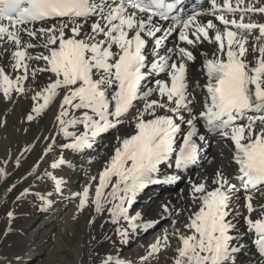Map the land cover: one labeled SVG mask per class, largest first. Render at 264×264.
<instances>
[{"label": "snow or ice", "instance_id": "1", "mask_svg": "<svg viewBox=\"0 0 264 264\" xmlns=\"http://www.w3.org/2000/svg\"><path fill=\"white\" fill-rule=\"evenodd\" d=\"M207 4L200 12L182 16L173 14L178 0H0L2 98L24 95L26 81L50 74V82L31 97L36 103L26 119L33 121L63 93L55 117L57 135L44 137L52 141L45 154L55 151L60 134L67 139L59 145L62 150L91 149L99 136L136 111L135 133L117 137L118 146L98 173L94 194L90 188L95 176L82 191L73 193L79 200L78 210L91 207L102 218L108 214L121 245L157 223L145 219L141 211L130 214L129 209L149 185L179 179L175 175L158 179L162 166L173 159L177 169L198 165L207 133L234 145L235 179L246 189L264 186V127H256L257 119L264 123V115H249L264 113V23L245 22L249 14H264V0L255 4L252 0H207ZM209 14L222 30L213 19L200 22V17ZM176 33V39L192 46L191 50L180 43L168 46ZM250 38L258 43L250 44ZM204 42L218 47L211 58L205 55L207 83L190 89L189 62L196 60L194 51ZM249 51L258 53L254 65L248 61ZM201 87L204 103L196 112L193 93ZM201 122L206 131L201 130ZM64 165L72 166L61 154L50 167ZM4 175L0 167V177ZM45 176L54 187L39 197L42 209L53 203L50 197L61 193L65 183L52 172ZM212 184L215 187L208 190L205 182L191 183L190 193L199 206L184 225L186 231L175 227L171 234L165 231L148 245L146 255L139 258L141 264H149L150 258L168 248L171 237L179 241L173 264H244L245 246L238 243L235 223L239 208L233 205L236 186L220 171ZM245 200L249 215L244 220L264 257V206L261 217L253 219L252 197ZM7 216L11 222L14 213L9 211ZM172 223L175 226L177 221ZM100 264L134 262L108 255Z\"/></svg>", "mask_w": 264, "mask_h": 264}, {"label": "bare ground", "instance_id": "2", "mask_svg": "<svg viewBox=\"0 0 264 264\" xmlns=\"http://www.w3.org/2000/svg\"><path fill=\"white\" fill-rule=\"evenodd\" d=\"M252 2L255 4L257 0H252ZM207 7L208 4L206 3L201 7L200 11ZM201 18L204 20L213 19L214 23H217L222 30L223 26L219 25V22L215 21L214 17L210 14L202 16ZM249 20L264 23V14H249V16L245 17V22ZM159 23L165 28L169 26V23ZM40 26L39 24L36 25V27ZM258 34V30H256L255 35ZM24 38L26 40L29 39L26 35ZM175 39L176 34L169 38V40L173 41ZM252 43L258 42L250 38V44ZM172 45L168 44V46ZM187 47L190 50L192 48V46ZM217 47L215 44L204 42L202 46L194 51V55L197 58L195 61L189 62L188 68L190 89L195 88L197 83L201 86L207 83L206 72L203 69L205 55L210 58ZM149 49H151V45H149ZM37 51H42V49H37ZM256 55L258 53H254L253 55L248 54V61L253 65L255 64ZM3 63L4 61L0 60V65ZM43 63V61H40L39 65L42 66ZM49 82L50 74H38L35 81H32L30 78L29 81L25 82L26 92L24 95L13 94L10 100H5L2 98V93H0V167L4 168L6 172V175L0 177V195H6L1 194L3 191L2 184L15 171V175L18 174L19 177L15 181L16 185H14L16 190L14 194L12 193L10 195L11 202L15 196L13 202L10 204L11 211L14 213L8 227V233L11 237L5 239L6 245L3 247V252L0 253V262L6 261L8 257L18 255L22 250L31 251L33 247L39 246V244H45L50 249V251L48 250V254H53L56 248L68 246L69 240L67 239V233L74 232L78 228L75 238L72 237V255L70 254L72 257H67L68 255L66 256L62 252L60 256L61 264H73V261L80 263L84 249H88L89 251V264H100L101 260L108 255L114 258L118 256L132 261L134 264H141L139 258L146 255L148 245L153 243L157 237L162 236L165 231L171 234L173 227L179 228L181 231H186L184 225L189 222V216L198 210L199 206L198 202L193 201L190 193L191 183L205 182L208 190H211L215 187L212 184V179L215 173L220 171L236 186L233 205L239 208V212L235 217V223L240 232L238 243L245 246V255L243 256L244 264H264V257L260 255L256 246L251 242L255 234L248 230L244 220V217L249 215L245 206V197L249 195L252 197L253 207L255 208V211L251 214L252 218L256 219L261 217V206H264V186H258L255 189H246L239 180L235 179L237 170L232 159L234 145L230 140H225L215 134L207 133V143L201 144L200 152L204 162L194 171H180L175 167L174 159L170 165L165 163L162 166L161 174H158L157 178L163 180L165 176H178L184 179L182 189H188V193L181 201L180 198L173 196V191H171L168 183L149 185L137 202L129 209L130 214L141 211L145 219L158 221L160 216H163L162 221L159 220L158 223L160 224L155 225L151 230L134 235L127 245H121L119 243V239L115 236L114 232L115 226L107 220V213L102 218L91 207H86L82 211L78 210L79 200L73 196V193L82 191V188L89 184L90 177L95 176L97 179L91 182L90 188V193L94 194L95 186L98 183V173L93 174L91 168L96 157L106 148L99 144V140L101 139L100 141H102L106 133L96 139L91 149H85L79 153L72 152L71 150H62L59 145L66 143L67 139L60 134L57 136L55 151L45 154L44 149L52 141L45 140L44 137L57 135L55 117L58 114L63 93L56 97L54 102L40 117L33 121H28L26 115L31 111L33 104L36 103L31 98L35 91L42 89ZM29 84H31V88H29ZM193 94L196 96L194 108L196 112H199L202 110L204 103L202 87L196 89ZM137 107H142V103L137 104ZM131 113L136 115L135 109ZM249 115L259 117L264 115V113H249ZM243 122L246 124L248 122L247 118H244ZM200 127L202 131H206L203 128V122H201ZM256 127L259 130V128L264 127V123L261 124L259 119H257ZM125 131L126 125L121 128L118 134ZM212 136H217V141L219 142L216 150L210 148ZM116 146H118V141H116ZM61 154H63L66 160L71 161L72 166L64 165L52 169L50 167L51 163L58 159ZM112 155L113 153L103 159L104 163L101 166L102 168L105 165V161ZM17 158L20 161L19 165H17ZM231 165L232 167H230ZM195 167L193 165L191 170ZM85 169L87 173L84 171ZM72 170L76 173L78 172L76 175L77 178H73L74 175L73 177L71 176L70 173ZM46 172H52L53 175L61 178L65 183L61 193L53 194L50 197L53 203L49 207L42 209L39 197L47 196L48 193L53 192L54 187L53 181L45 176ZM79 181L80 183H78ZM157 185L160 187H157ZM165 186H168V188ZM25 189H29L28 193L20 197V194ZM17 197H20V199H17ZM71 199L73 201L70 203ZM64 203H68V206L61 213L63 214L62 217L57 218L56 213L58 207ZM165 205L167 206V211L164 208ZM33 213L35 214L33 215ZM93 216H96V219L90 224L89 221ZM164 216L166 217L165 220H163ZM174 220L177 221L175 226L172 223ZM102 223L104 224L103 228L100 226ZM106 235L108 237L107 239L105 238ZM12 243L18 250L10 249ZM178 243V239L171 237L169 241L170 246L166 249H161L159 253L150 258L149 264H173V257L176 255L175 249Z\"/></svg>", "mask_w": 264, "mask_h": 264}, {"label": "rangeland", "instance_id": "3", "mask_svg": "<svg viewBox=\"0 0 264 264\" xmlns=\"http://www.w3.org/2000/svg\"><path fill=\"white\" fill-rule=\"evenodd\" d=\"M199 19H200V22H206L207 21L201 17ZM177 36H178V33H176V37ZM176 43H180L181 46L187 47V45H184L183 42H179L177 39H175L174 41L169 40V42H168L169 45L176 44ZM215 46H217V45H215ZM253 54L254 53L249 52V55H253ZM161 78H163V77H161ZM134 116H135L134 113H130L126 118H124V122L122 124H120L115 129H111L108 132H106V135L104 136L105 138L102 141H100L101 139L99 140V144L106 147L105 148L106 151H105V149H103L102 153H100V155H99L100 158H99V156L96 157L95 161H97V162L94 161V163H92L91 170H92L93 174L99 173L102 169L101 166L104 163L103 159L109 157L108 155H110L111 153H114L113 152L114 148L117 147L116 146L117 137L123 138L125 136L126 137L131 136V135H133L132 133H135V128L133 129V127H134L133 117ZM125 125H126V131L121 133V134H118V132L121 130V128ZM218 144H219L218 142L210 143V148L216 150ZM101 156H103V157H101ZM203 162L204 161L201 160V162L198 165H196L195 168H193L191 171H188V172L194 171ZM230 167H232V165ZM86 169L84 171H86V173H87L88 169L87 170ZM227 171H228V169H227ZM74 172L75 171L72 170V172L70 174L72 177L74 175L73 178H77L76 175L78 172L77 173L76 172L74 173ZM15 173H16V171L10 176L9 179H7L8 181L6 180V182H4V184H2L3 191L1 194H6V195L5 196L0 195V253L3 252V247L6 245L5 239L11 237L8 233V227L10 225V222H9V218L7 216V213L9 211H11L10 204L13 202V199L15 197V196L13 197L12 202H11L10 195L12 193L14 194V191L16 190V188L14 186V185H16L15 181H17L19 179L18 174L15 175ZM181 182L182 181H180V179H177L171 183H168V185L173 188V189L171 188V191H173V196L176 198H180V196H181L180 193H178L179 192L178 186L179 187L183 186V184ZM78 183H80V181ZM153 185H156V184H153ZM150 186H152V185H150ZM157 187H160V186L157 185ZM165 187L168 188V186H165ZM174 187H175V189H174ZM72 201H73V199L70 200V203ZM181 201H182V199H181ZM66 206H68V203H64L60 207H58V210L56 213L57 218L62 217L63 214H61V213H63V210L66 208ZM34 214L35 213H33V215ZM162 217L163 216H160V218H159L160 221H162ZM165 218L166 217L164 216L163 220H165ZM158 221L155 225L160 224V223H158ZM77 231H78V228H76L74 230V232H68L67 233V239L69 240L68 246L56 248V250L53 251V254H48L50 249L47 248V246H45V244H39V246L37 245V246L33 247L31 251L30 250H24L25 251V253H24V251L22 250V251H20V253H18V255L8 257L6 261H1L0 264H61L60 256H61L62 252H64L66 254V256L68 255L67 257H70V258L72 257V256H70V254L72 255V243H73L72 237L75 238ZM70 240H71V242H70ZM85 248H87V247H85ZM10 249L18 250V248H16L13 243L10 245ZM89 262H90L89 251H88V249H84L83 254L81 256L80 263L73 261V264H89Z\"/></svg>", "mask_w": 264, "mask_h": 264}]
</instances>
